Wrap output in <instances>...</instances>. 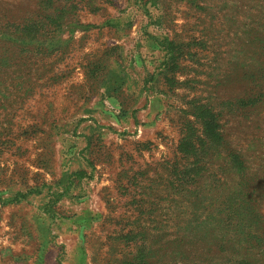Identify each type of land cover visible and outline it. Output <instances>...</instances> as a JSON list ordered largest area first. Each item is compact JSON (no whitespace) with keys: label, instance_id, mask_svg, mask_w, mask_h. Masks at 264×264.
Returning a JSON list of instances; mask_svg holds the SVG:
<instances>
[{"label":"rangeland","instance_id":"374dc122","mask_svg":"<svg viewBox=\"0 0 264 264\" xmlns=\"http://www.w3.org/2000/svg\"><path fill=\"white\" fill-rule=\"evenodd\" d=\"M52 1L0 0V264H264V0Z\"/></svg>","mask_w":264,"mask_h":264},{"label":"trees","instance_id":"16d2710c","mask_svg":"<svg viewBox=\"0 0 264 264\" xmlns=\"http://www.w3.org/2000/svg\"><path fill=\"white\" fill-rule=\"evenodd\" d=\"M61 2V5H58L56 7H54L52 9V11L56 12V14H53L52 17L54 16L55 18H51V20L49 21L50 23H54L53 21H55L56 19L59 18V13H64L67 11V8L69 5L72 6V4H70V1L68 0H58ZM44 6L46 8H52L53 6V1L52 0H45L44 2ZM46 10V9H45ZM58 14V15H57ZM49 16V15H48ZM33 24H24L22 25L21 29H24L26 27H34ZM170 45H172L170 43ZM169 51H171V49H169ZM173 63V60L171 61ZM171 63V64H172ZM164 81H167V79L164 78ZM206 105H202V104H198L196 105V107L198 108H190L192 110H195V112H191L190 116H193L194 119H200V124H201V134L204 140L208 139L212 142H215L216 144H213L212 146L214 147V150L217 149L220 145L217 142L219 140V135L215 132L214 130L217 129L216 124L214 123L215 120V116L210 113V111L206 108H204ZM188 112V111H187ZM190 124V123H189ZM192 128L188 129V132H190ZM202 142V144H193V142L189 141V136H187V134L185 136H183L182 138H180V140H178V145H177V152L183 155L186 154H190L192 156L194 155H199V156H205L207 151L206 149L208 147H210V145H206V143ZM196 169H198V167H196ZM138 261H141V257H137Z\"/></svg>","mask_w":264,"mask_h":264}]
</instances>
